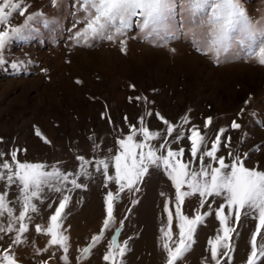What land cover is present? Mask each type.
I'll return each instance as SVG.
<instances>
[{"label": "rangeland", "instance_id": "obj_1", "mask_svg": "<svg viewBox=\"0 0 264 264\" xmlns=\"http://www.w3.org/2000/svg\"><path fill=\"white\" fill-rule=\"evenodd\" d=\"M180 3L182 0H178L176 22L181 30L174 38L150 40L137 29L129 34L125 54L119 43L96 42L91 48L74 44L70 39L73 24L78 16H83L82 12L77 14L75 0H55V3L27 0L26 15L43 12L52 23L45 26L41 19L34 21L32 29L26 32L28 39L12 40L5 52L8 61L24 63L16 71L10 65L0 69V151L27 149L26 155L19 154L20 160L57 165L63 171L75 173L77 155L95 161L117 154V140L121 134H128L129 125L139 126L141 116L151 130L166 131L155 116L158 112L174 124L188 115L191 124L183 126L185 135H190L192 125H198L206 133L209 146L220 128L227 129L225 136L231 137V150L248 154L247 167L264 170V66L249 56V50L237 48L221 54L218 63L214 55L199 51L194 43L199 34L194 36L179 23ZM241 4L257 25L264 24V0H241ZM25 18L15 15L12 25L22 26ZM81 27L77 25L75 30ZM137 96L147 97L149 103L135 99L129 102L130 97ZM149 111L153 113L150 118L146 115ZM209 116L213 123L205 129V119ZM234 120L241 125L239 130L231 129ZM36 128L50 144L35 135ZM160 142L153 144L158 147ZM179 146L185 147L184 158L188 159L190 142L182 141ZM228 151L222 145L218 154L227 156ZM6 158L10 160V156ZM109 172L114 174V168ZM81 182L87 184V190L72 194L64 217V227L71 237L70 264H106L103 256L121 222L119 242H128L123 264H166V253L161 247L160 229L166 223L165 198L161 193L174 197V188L162 171L150 170L138 193L129 194L127 190L117 193L121 200L116 204L115 225L105 233L90 258L82 262L80 249L102 228L106 194L116 193L117 188L114 184L106 188L104 177L95 171L91 180L81 178ZM4 191L5 184L0 182V192ZM16 196L17 189L13 186L9 199L14 201ZM46 196L27 234L29 244L13 249L20 264H39L41 260L62 264V251L57 249L52 254L50 250L41 256L32 247L33 244L46 246L48 237L36 234L34 225H46L60 199L59 193L46 192ZM220 202L217 199L216 203ZM14 206L19 211V205ZM195 206L197 198L191 197L182 210L192 215ZM256 223L241 215L233 233L232 264H246ZM219 227L215 216L208 217L197 228L196 242L181 264H205V260L213 264L207 242L215 237ZM173 233L176 239L175 220ZM9 244L8 236L0 239V255Z\"/></svg>", "mask_w": 264, "mask_h": 264}, {"label": "snow or ice", "instance_id": "obj_2", "mask_svg": "<svg viewBox=\"0 0 264 264\" xmlns=\"http://www.w3.org/2000/svg\"><path fill=\"white\" fill-rule=\"evenodd\" d=\"M75 5L77 14L83 13L82 17L75 19L70 37L76 46L91 48L96 42L107 41L119 43L121 51L126 54L131 31L138 29L147 39L164 40L174 38L181 30L176 22L178 0H75ZM179 7V23L194 36L199 34L200 38L194 41L199 51L214 55L218 63L221 54L237 48L249 50V56L264 66V24L257 25L249 17L241 0H182ZM27 11V0H0V69L10 65L11 70L16 71L24 63L6 59L5 52L12 40L28 39L26 32L38 19L45 26L52 23L43 12L26 15ZM15 15L26 17L22 26L12 25ZM77 25L83 27L75 30ZM235 33L238 35L234 36ZM44 71L47 73L46 69ZM133 99L149 103L145 96L130 97L129 102ZM146 115L150 118L153 113L149 111ZM155 116L166 131L151 130L145 117L141 116L139 126L129 125L128 134H121L117 140V154L95 161L77 155L78 171L75 173L63 171L57 165L20 160L19 154L26 155L27 149H13L8 153L0 151V182L5 184V191L0 192V239L10 238V244L0 255V264H20L13 249L29 244L27 234L34 217L40 213L39 205L47 199L46 192L59 193L60 199L58 203L52 202L56 207L48 218L49 222L34 225L35 233L48 237V241L44 248L33 244V251L42 256L50 250L54 254L58 249L63 254L62 264H70L71 237L64 227L65 210L76 190H87V184L82 183L81 178L91 180L95 171L104 177L106 188L114 184L117 192H107L106 215L100 233L92 236L91 242L80 249L81 262L90 258L92 251L104 240L105 233L116 223V204L121 200L117 193L126 190L129 194L138 193L144 177L153 169L162 171L174 188V197L161 193L165 198L163 212L166 214V223L160 229L161 247L166 253V264H181L196 242L197 228L210 216H215L220 226L215 237L207 242L211 261L213 264H232L235 252L233 233L242 214L257 221L246 264H260L264 260V170L258 166L247 167L248 154L231 150V137L225 136L228 131L225 128L217 131L209 146L206 133H202L198 125H192L190 135H185L183 126L191 124L188 115L181 117L179 124L172 123L158 112ZM124 119L127 121L128 118ZM212 123L213 118L207 117L204 128ZM177 128L181 130L177 131ZM240 128L235 120L231 123L232 130ZM35 135L44 143H51L39 128L35 129ZM91 139L95 142V137ZM154 141H161L158 147ZM182 141L190 142L188 159L184 158L185 147L179 146ZM173 144L177 147L173 148ZM222 145L229 148L227 156L218 154ZM9 156L10 160L6 158ZM110 168H114V174H110ZM13 186L17 189L14 201L9 199ZM191 197L197 198V206L193 207L192 215H186L183 205ZM217 199L221 201L219 204ZM14 205H19V211ZM48 207L51 208L52 204ZM174 220L178 227L176 239ZM122 227L123 222L107 245L103 256L106 264H123L128 242H119ZM39 264H49V261L41 260Z\"/></svg>", "mask_w": 264, "mask_h": 264}]
</instances>
